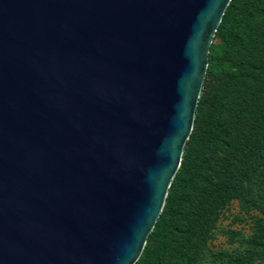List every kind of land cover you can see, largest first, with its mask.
Segmentation results:
<instances>
[{"label":"water","instance_id":"1","mask_svg":"<svg viewBox=\"0 0 264 264\" xmlns=\"http://www.w3.org/2000/svg\"><path fill=\"white\" fill-rule=\"evenodd\" d=\"M230 0H0V264H134Z\"/></svg>","mask_w":264,"mask_h":264},{"label":"trees","instance_id":"2","mask_svg":"<svg viewBox=\"0 0 264 264\" xmlns=\"http://www.w3.org/2000/svg\"><path fill=\"white\" fill-rule=\"evenodd\" d=\"M263 146L264 0H230L210 45L179 168L134 264H196L222 208L261 164ZM227 259L264 262V220L243 253Z\"/></svg>","mask_w":264,"mask_h":264},{"label":"rangeland","instance_id":"3","mask_svg":"<svg viewBox=\"0 0 264 264\" xmlns=\"http://www.w3.org/2000/svg\"><path fill=\"white\" fill-rule=\"evenodd\" d=\"M218 67L225 66L218 62ZM208 66V64H207ZM221 164L222 153L215 155ZM261 164L244 183L240 192L225 205L220 218L201 243L196 264H230L227 256L243 253L246 242L264 220V146ZM254 264H264L255 261Z\"/></svg>","mask_w":264,"mask_h":264}]
</instances>
